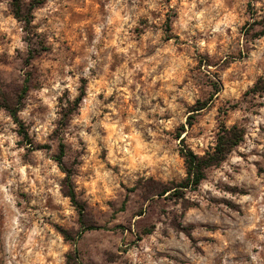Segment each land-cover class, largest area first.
<instances>
[{
    "label": "clouds",
    "instance_id": "obj_1",
    "mask_svg": "<svg viewBox=\"0 0 264 264\" xmlns=\"http://www.w3.org/2000/svg\"><path fill=\"white\" fill-rule=\"evenodd\" d=\"M0 264H264V0H0Z\"/></svg>",
    "mask_w": 264,
    "mask_h": 264
},
{
    "label": "trees",
    "instance_id": "obj_2",
    "mask_svg": "<svg viewBox=\"0 0 264 264\" xmlns=\"http://www.w3.org/2000/svg\"><path fill=\"white\" fill-rule=\"evenodd\" d=\"M21 94H23V92H21ZM4 106L5 107H9L10 108V105L9 104H5L4 103ZM10 110H13V113H14V109H11L10 108ZM25 136H26V134H24ZM229 142H231V141H229ZM232 142H235V141H232ZM225 144V141H223V139L221 140V146H218V149H217V153L219 154L222 150H224L223 149V145ZM63 154H64V146L63 145H61L60 146V153H59V155H57V157H56V159L57 160H60L61 159V157L63 156ZM217 158H219L218 156H217ZM191 164H192V166L194 167V168H196L197 169V172H198V169H199V167H201L202 166V164L203 163H207V162H197V161H195V158H191ZM69 171H71V170H69ZM197 181H198V179H199V175H197ZM70 190V189H69Z\"/></svg>",
    "mask_w": 264,
    "mask_h": 264
},
{
    "label": "rangeland",
    "instance_id": "obj_3",
    "mask_svg": "<svg viewBox=\"0 0 264 264\" xmlns=\"http://www.w3.org/2000/svg\"><path fill=\"white\" fill-rule=\"evenodd\" d=\"M20 97H22V95L23 94H21V93H19L18 94ZM3 103H5V104H10V101L8 100V99H5L4 101H3ZM61 125H63V121L61 122ZM21 134H25L24 133V129H23V127H21ZM25 141H27L28 143H31V141L28 139V137H27V135L25 136ZM40 147H43V148H47L48 146L47 145H42V146H40ZM57 157V156H56ZM56 157H55V159H56ZM177 196H179L180 195V192L179 191H177L176 193H175Z\"/></svg>",
    "mask_w": 264,
    "mask_h": 264
}]
</instances>
